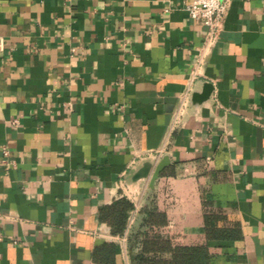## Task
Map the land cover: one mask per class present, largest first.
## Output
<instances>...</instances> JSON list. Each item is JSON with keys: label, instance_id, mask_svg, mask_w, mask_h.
<instances>
[{"label": "crops", "instance_id": "obj_1", "mask_svg": "<svg viewBox=\"0 0 264 264\" xmlns=\"http://www.w3.org/2000/svg\"><path fill=\"white\" fill-rule=\"evenodd\" d=\"M191 1L0 0V264H97L103 242L137 264L143 238L264 264V0L230 1L199 67ZM120 196L138 206L123 235L99 216ZM206 210L241 237L208 239Z\"/></svg>", "mask_w": 264, "mask_h": 264}, {"label": "trees", "instance_id": "obj_2", "mask_svg": "<svg viewBox=\"0 0 264 264\" xmlns=\"http://www.w3.org/2000/svg\"><path fill=\"white\" fill-rule=\"evenodd\" d=\"M135 204L126 196H120L99 210L102 221L107 222L115 234L123 235L127 226L129 212ZM148 222L153 225L166 223L163 213L148 210ZM225 217L215 210H206L205 230L208 239L236 240L241 237L239 228L227 224L220 225ZM168 252L167 258L152 256L150 253ZM117 245L103 242L93 252L97 264H116ZM212 254L207 244L174 245L166 239H142V248L136 257L137 264H211Z\"/></svg>", "mask_w": 264, "mask_h": 264}, {"label": "built area", "instance_id": "obj_3", "mask_svg": "<svg viewBox=\"0 0 264 264\" xmlns=\"http://www.w3.org/2000/svg\"><path fill=\"white\" fill-rule=\"evenodd\" d=\"M231 0H192L186 6V10L190 18L196 20L206 28V33L203 41V49L196 59V66L203 64L205 57L218 41L226 19V14ZM2 46V42H0ZM197 72L194 71V76L180 98L177 109L174 112L172 128L178 125L186 107L188 96L192 95V84L196 79ZM4 155H8V151L4 149ZM138 206H135L134 212H137ZM133 217L129 218L128 227H131Z\"/></svg>", "mask_w": 264, "mask_h": 264}, {"label": "water", "instance_id": "obj_4", "mask_svg": "<svg viewBox=\"0 0 264 264\" xmlns=\"http://www.w3.org/2000/svg\"><path fill=\"white\" fill-rule=\"evenodd\" d=\"M211 91H212V85L210 83L206 84L203 93L195 94L194 100L197 102H200V101L207 99L209 97ZM165 164H166V162L163 161L162 163H160L159 165H157L154 168V170L152 172L154 179H156L159 176V174L163 170ZM152 167H153L152 163H150V162L145 163L144 166L136 173V179L149 176V174L152 170Z\"/></svg>", "mask_w": 264, "mask_h": 264}]
</instances>
